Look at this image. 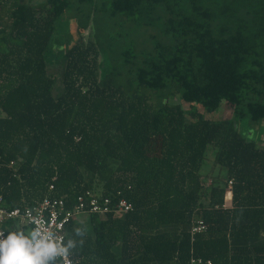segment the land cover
<instances>
[{
    "label": "trees",
    "instance_id": "16d2710c",
    "mask_svg": "<svg viewBox=\"0 0 264 264\" xmlns=\"http://www.w3.org/2000/svg\"><path fill=\"white\" fill-rule=\"evenodd\" d=\"M188 4L0 0L1 206L132 205L73 219V264H264V147L239 126L264 128V0ZM128 19L161 20L164 39L125 47L106 30ZM223 107L230 117L203 115ZM198 221L206 230L192 237ZM17 224L4 230H30Z\"/></svg>",
    "mask_w": 264,
    "mask_h": 264
},
{
    "label": "built area",
    "instance_id": "2783aa9c",
    "mask_svg": "<svg viewBox=\"0 0 264 264\" xmlns=\"http://www.w3.org/2000/svg\"><path fill=\"white\" fill-rule=\"evenodd\" d=\"M51 189H53V187H51ZM228 195L232 197L231 184L228 188ZM231 200L227 201L231 202ZM131 211L132 205L127 202L126 199L112 202L110 198H98L93 196L79 197L77 204L69 209L66 207V203L63 199H45L34 208H17L13 210L3 208L0 199V231H5L4 224L9 221L18 222L16 225L17 227H27L30 228V230L42 226L43 230L53 233V238L58 237L63 239L62 244L65 245L66 227L73 219L85 214H95L104 217L109 214H126ZM205 230L206 227L202 221L195 222L192 227L191 235L194 237L196 234H200ZM56 258L60 260L62 264H73L70 256L63 259H60L59 256ZM189 264H212V262L210 260L192 257Z\"/></svg>",
    "mask_w": 264,
    "mask_h": 264
},
{
    "label": "clouds",
    "instance_id": "9594fccd",
    "mask_svg": "<svg viewBox=\"0 0 264 264\" xmlns=\"http://www.w3.org/2000/svg\"><path fill=\"white\" fill-rule=\"evenodd\" d=\"M76 234L83 236L84 230L77 228ZM62 240L53 238V233L43 230L42 226L27 233L11 228L0 231V264H48L50 259L57 256L66 258L75 245L72 240L63 245Z\"/></svg>",
    "mask_w": 264,
    "mask_h": 264
},
{
    "label": "rangeland",
    "instance_id": "374dc122",
    "mask_svg": "<svg viewBox=\"0 0 264 264\" xmlns=\"http://www.w3.org/2000/svg\"><path fill=\"white\" fill-rule=\"evenodd\" d=\"M43 1V0H40ZM180 6L186 10L189 7V0H178ZM11 3H8L7 8L10 7ZM120 19V18H118ZM157 25L152 27V28H145V27H140L137 23L133 22L132 19H128V22L124 23L122 26H111L109 25V28H107L106 31L108 32H117V31H121L124 35L125 38V42H126V46L125 47H129L130 45H133L134 42H136L138 44V48L144 50V51H151V49L153 48L154 44H156L158 41H162L164 39V35L162 34L160 27L162 26V21L159 20L158 22H156ZM85 32H83L86 36H88L91 32V25H88L85 27ZM70 32V30H69ZM58 53H56V51H53L52 54V59H51V63L54 67L53 70L55 72V76L59 77V70H60V64L58 63L59 61L57 60L58 58ZM106 60L104 59V64ZM102 63V64H103ZM182 107L185 110H190L189 106L185 103H182ZM231 109L229 107H223L220 112H216L213 114H209V113H204L203 115L205 116V118H210V119H214V120H223L227 117H230L231 115ZM240 131L244 134L247 135L248 138L250 139H254L256 141H258V139L260 141H258V143L260 144L261 147H264V141L261 140L262 137L264 136V128L261 127V125L256 126L255 124L251 123L250 121H248V119L242 120L240 122ZM263 141V142H262ZM212 160L213 157L211 154H209L208 157V163L211 165L212 164ZM210 184V182L208 183ZM80 219V217H78ZM31 231V230H29ZM28 231V232H29Z\"/></svg>",
    "mask_w": 264,
    "mask_h": 264
}]
</instances>
